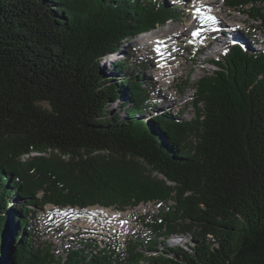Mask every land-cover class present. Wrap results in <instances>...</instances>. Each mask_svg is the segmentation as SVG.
Segmentation results:
<instances>
[{
	"label": "trees",
	"instance_id": "16d2710c",
	"mask_svg": "<svg viewBox=\"0 0 264 264\" xmlns=\"http://www.w3.org/2000/svg\"><path fill=\"white\" fill-rule=\"evenodd\" d=\"M225 3L264 28V0ZM177 19L163 0H0V264H264V51L226 39L193 119L141 118L151 91L124 41ZM122 52L116 80L101 63ZM151 202L126 250L96 234L64 259L38 246L33 208Z\"/></svg>",
	"mask_w": 264,
	"mask_h": 264
},
{
	"label": "rangeland",
	"instance_id": "374dc122",
	"mask_svg": "<svg viewBox=\"0 0 264 264\" xmlns=\"http://www.w3.org/2000/svg\"><path fill=\"white\" fill-rule=\"evenodd\" d=\"M163 1L176 6L178 19L168 20L163 25H157L155 29L149 32L139 34L135 39L129 40V42L124 41L122 49L131 59L130 68L142 76L143 87L151 91L149 98L154 106L150 109L147 117L142 115L141 118L147 119L151 115L166 113L190 121L194 117V107L192 105V93L194 90L192 86L206 72L211 73L214 69L213 64L209 63L208 59L212 55L219 56L224 51L222 43L226 39H233L245 44L249 49L248 52L264 51V47L256 45L257 43L264 44V28L259 21H255L249 16L229 8L225 0ZM198 2H217L206 11L207 16H211L214 19L198 17L191 21L192 17H196L193 16L192 8L194 7L191 6H197ZM229 22L234 23V26L236 25L241 31H235L234 28H230ZM166 29L184 30L185 35L181 36L177 41H175V38L173 39L171 44L180 43L181 46L176 49L177 55L171 56L168 63L165 64L168 68H174L175 75L165 76L160 79L157 66V63L161 60V57L157 55L159 49L157 52V48H154L153 42L149 40L151 32L154 31L155 34L152 33L153 36L163 37L160 33ZM193 33H198V35L194 36ZM145 36L148 38L147 43ZM171 48L174 49L172 46ZM200 49L203 50L200 52ZM123 52L116 53L118 56H109L106 61L101 63V66L109 71L111 77L116 80L123 73L114 72L110 64L123 62ZM172 94L173 96H170ZM122 103L123 100H119L106 107L110 116L119 115L124 117V113L120 109ZM171 204H174V202L171 201ZM93 207L95 208V206ZM89 209L58 208L54 207L53 204H46L41 208H33L32 210L36 213L38 246H51L50 250L55 259H64L66 256L64 248L70 247V242L75 241V237L80 235L81 237L89 238L95 232L96 236H98L96 237L97 240L108 237L110 242H115L118 247L122 245V250H126L129 242L149 234L146 226L152 222L151 217H155L158 214L159 207L155 203H149L135 208H125L122 212L126 213L124 222L126 224L125 230L127 229V231L123 229L121 230L122 233L116 232L114 227H111L108 223L109 220L104 217L106 214H102V212V216L97 214L99 213L97 211L98 208L94 212H88ZM88 225H93L96 228H87ZM103 225L106 227V231L103 227L105 232H101L102 229L99 227ZM75 234L76 236H74Z\"/></svg>",
	"mask_w": 264,
	"mask_h": 264
},
{
	"label": "bare ground",
	"instance_id": "6f19581e",
	"mask_svg": "<svg viewBox=\"0 0 264 264\" xmlns=\"http://www.w3.org/2000/svg\"><path fill=\"white\" fill-rule=\"evenodd\" d=\"M192 1L193 0H191V2ZM215 3H217V2H211V3L200 2L198 5L196 4L197 6H193L192 5L191 7H194V8H192L194 14L193 13L192 14H193V16H196V17H192L191 21H194V19H196L198 17H204L205 19L207 17H209V16H207V12L206 11H208L209 8L211 7V5H213ZM197 9H199V13L196 11ZM229 24H230V28H234L235 31H241V29L237 28L236 25L234 26V23H230L229 22ZM183 31L182 30H177V29H173V30L172 29L171 30L170 29L169 30L166 29V30L162 31V33H160L161 36H163V37H160V36L158 37L157 35H154L149 40V41H153V45L154 46L159 44V47H158L159 48V53L157 55H159L161 57V60H160L159 63H157V66H158V69H159L158 70L159 71L158 75L160 76L159 77L160 79L164 78L165 76H169V75L172 76L173 74L175 75L174 68H168L165 64L168 63L169 58H171V56H176L177 55L176 49L178 47H180L181 44L180 43L171 44V43H173L172 41H173L174 38L176 39L175 41H177V39H179L181 36L185 35V32H183ZM145 39H146V43H147L148 42L147 41L148 38L146 37ZM171 46L174 47V49L171 48ZM170 96H173V94L170 95ZM93 208L91 207L88 210V212H94L97 209L96 207L94 209ZM97 211L99 212V213L96 212L98 215H100L101 212H102V214H106V216H104V217L107 220H109L108 223L111 225V227H114V230H116V232L122 233L121 230H123V229L125 230V227H126V224L124 222L126 220L125 219V217H126V213L125 212L112 210L111 208L97 209ZM102 214H101V216H102ZM87 228H96V227H94L93 225H88ZM101 228H103V226ZM119 247L122 249L123 246L119 245Z\"/></svg>",
	"mask_w": 264,
	"mask_h": 264
},
{
	"label": "snow or ice",
	"instance_id": "6c2138e0",
	"mask_svg": "<svg viewBox=\"0 0 264 264\" xmlns=\"http://www.w3.org/2000/svg\"><path fill=\"white\" fill-rule=\"evenodd\" d=\"M196 11L199 13V9H197ZM207 19H214V18L211 17V16H209V17H207ZM193 35H194V36H195V35H198V33H193ZM157 51H158V49H157Z\"/></svg>",
	"mask_w": 264,
	"mask_h": 264
}]
</instances>
